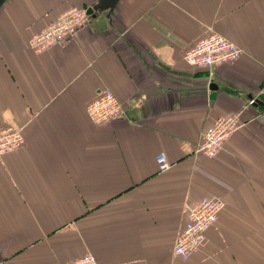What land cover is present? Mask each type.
I'll return each instance as SVG.
<instances>
[{
    "label": "crops",
    "instance_id": "crops-1",
    "mask_svg": "<svg viewBox=\"0 0 264 264\" xmlns=\"http://www.w3.org/2000/svg\"><path fill=\"white\" fill-rule=\"evenodd\" d=\"M98 0H8L0 10V129L25 143L0 157V264H264V0H119L34 53L31 36ZM213 33L238 61L183 57ZM109 88L123 113L94 124ZM243 127L214 158L194 154L221 117ZM165 154L171 166L158 170ZM222 199L190 259L174 254L186 207Z\"/></svg>",
    "mask_w": 264,
    "mask_h": 264
},
{
    "label": "built area",
    "instance_id": "built-area-1",
    "mask_svg": "<svg viewBox=\"0 0 264 264\" xmlns=\"http://www.w3.org/2000/svg\"><path fill=\"white\" fill-rule=\"evenodd\" d=\"M87 10L83 7L66 9L57 19L50 21L45 29L31 36L30 47L34 53L45 52L55 45L64 43L73 38L87 20ZM243 54V49L235 45L232 40L213 33L208 37L200 38L186 50L183 59L195 68H214L215 65L227 62H236ZM88 117L95 124H105L117 119L123 113L122 104L114 92L109 88L99 90L96 98L87 104ZM243 125L237 116L221 117L208 129L195 149L198 156L216 157L219 150L228 139ZM25 143L21 127L17 125L6 126L0 129V157L6 153H13ZM158 170L164 172L171 166L165 154L157 157ZM224 201L213 197H206L201 201L186 207L185 226L177 235L174 254L180 258L190 259L200 247L204 245L205 232L217 223L220 213L224 209ZM67 264H99L96 257L87 253L83 257L73 259ZM123 264V263H114Z\"/></svg>",
    "mask_w": 264,
    "mask_h": 264
},
{
    "label": "water",
    "instance_id": "water-1",
    "mask_svg": "<svg viewBox=\"0 0 264 264\" xmlns=\"http://www.w3.org/2000/svg\"><path fill=\"white\" fill-rule=\"evenodd\" d=\"M8 0H0V10ZM119 0H98L94 5L86 8L88 17L94 16L96 11L114 10Z\"/></svg>",
    "mask_w": 264,
    "mask_h": 264
}]
</instances>
